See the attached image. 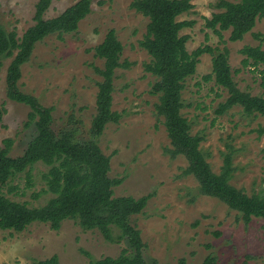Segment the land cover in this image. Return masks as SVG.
Listing matches in <instances>:
<instances>
[{
  "label": "rangeland",
  "instance_id": "1",
  "mask_svg": "<svg viewBox=\"0 0 264 264\" xmlns=\"http://www.w3.org/2000/svg\"><path fill=\"white\" fill-rule=\"evenodd\" d=\"M78 0H51L44 18H53ZM235 2L236 0H226ZM38 0H0V26L14 30L17 37L34 24ZM132 0H92L91 12L79 23L78 30L62 36L51 35L36 44L30 59L21 67L18 88L37 98L45 107H52L53 129L75 128L78 140L91 138L89 128L95 114L97 84L101 80L94 67L102 68V60L93 48L109 30L123 50L121 61L128 69H117L113 81L112 110L121 114L117 123L106 125L97 139L102 152L110 157L109 177L122 179L113 188L115 197L139 198L151 195L143 213L132 218L144 243L142 252L148 264H201L207 255L218 264H264V220L252 218L248 224L241 215L220 200L200 194L198 183L183 174L188 162L184 156L170 158V147L162 118L156 116L157 97L151 93L155 77L144 71L148 54L138 45L143 38L148 18L130 7ZM218 0H190L193 6L178 21H192L180 35H187L186 50L190 53L207 45L227 49L233 81L240 91L264 97V65L244 66V46L264 43L252 33L264 34V18L242 40L231 42L230 30L221 31L222 40L205 26L213 13L220 12ZM195 73L182 90L181 115L191 125L190 133L203 137L200 151L214 173H219L223 155L231 154L232 179L237 189L246 194L264 196V134L256 129L264 125V117L246 116L240 107L223 115L214 110L228 94L214 81H203L211 72V56L198 59ZM10 59L2 61L0 70V107L4 110L0 125V148L6 139L12 141L10 156L22 155L33 126L27 128L29 108L6 96L5 75ZM219 95V96H217ZM47 170L37 165L32 171L31 188H25L24 174L9 182L17 194L2 192L10 199L41 207L51 194L34 195L45 187L41 175ZM116 230H114V233ZM126 242L110 243L100 233L83 231L73 221L62 222L60 229L48 224L33 223L23 232L0 229V264H34L57 256L59 264H88L89 260L117 257ZM88 254V256L85 255Z\"/></svg>",
  "mask_w": 264,
  "mask_h": 264
},
{
  "label": "trees",
  "instance_id": "2",
  "mask_svg": "<svg viewBox=\"0 0 264 264\" xmlns=\"http://www.w3.org/2000/svg\"><path fill=\"white\" fill-rule=\"evenodd\" d=\"M51 0H38L35 4L34 24L21 37L14 30L7 31L0 26V70L2 61L10 59L6 69V96L11 101L29 108L27 128L33 126L34 134L29 138L22 155L10 156L12 141L6 139L0 148V229L23 232L33 223L48 224L57 231L62 222L73 221L83 231H98L110 243L126 242L127 247L115 257L98 260L90 259L88 264H148L143 257L144 243L140 230L132 223V218L143 213L150 194L139 198L131 196L115 197L113 188L122 179H111L110 157L100 149L97 139L109 123H117L121 114L112 110L113 81L117 69H128L130 64L121 61L123 47L109 30L100 44L93 48L94 56L102 60V68L94 67L100 76L95 96V114L92 117L88 140H78L75 128L53 129L52 107H45L37 98L23 93L18 88L21 67L30 59L39 42L51 35L62 36L78 30L90 12L92 0H78L53 18H44ZM130 7L148 18L146 32L138 42L149 56L143 65L144 71L155 77L151 93L157 97L154 104L156 116L162 118L170 147L165 153L170 158L184 156L188 162L183 174L192 176L198 183L200 194L220 200L231 210L237 211L248 224L252 218L264 220V196L246 194L242 189L231 185V154L223 155L219 173H214L200 151L202 136L190 133L191 125L181 115L183 108L182 90L185 82L196 71L198 59L204 54L211 56V72L203 81H214L215 86L226 90L228 96L218 103L214 113L225 114L233 107H240L246 116L264 117V97L251 96L240 91L231 74L227 49L220 50L207 45L188 52L187 35H180L192 21H178L193 6L190 0H132ZM220 12L213 13L205 21V26L222 40L221 31L230 30L229 40L237 42L252 31L257 20L264 18V0H218L215 4ZM255 40L264 43V34L252 33ZM243 67L264 65V49L261 45L244 46ZM219 96V95H217ZM4 110L0 107V125ZM264 134V125L256 129ZM37 165L47 170L41 175L44 186L39 193L52 197L41 207H30L25 202H17L7 197L2 188L7 186L9 193L17 194L18 187L9 182L24 174L25 188H31L32 171ZM114 230L116 232L114 233ZM89 257L88 254L85 253ZM34 264H59L57 256L37 261ZM201 264H218L207 255Z\"/></svg>",
  "mask_w": 264,
  "mask_h": 264
}]
</instances>
